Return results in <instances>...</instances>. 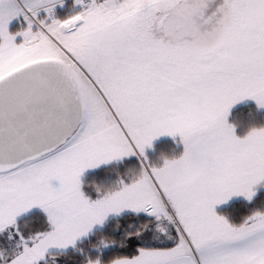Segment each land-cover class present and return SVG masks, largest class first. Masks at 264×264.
I'll use <instances>...</instances> for the list:
<instances>
[{
    "label": "snow or ice",
    "instance_id": "obj_1",
    "mask_svg": "<svg viewBox=\"0 0 264 264\" xmlns=\"http://www.w3.org/2000/svg\"><path fill=\"white\" fill-rule=\"evenodd\" d=\"M0 264H264V0H0Z\"/></svg>",
    "mask_w": 264,
    "mask_h": 264
}]
</instances>
